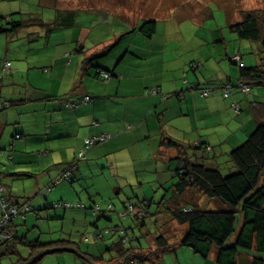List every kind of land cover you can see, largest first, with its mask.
<instances>
[{
  "label": "crops",
  "instance_id": "0c3cea01",
  "mask_svg": "<svg viewBox=\"0 0 264 264\" xmlns=\"http://www.w3.org/2000/svg\"><path fill=\"white\" fill-rule=\"evenodd\" d=\"M224 7L221 4L216 13H225ZM263 7L262 3L248 9ZM105 8L85 7L81 0H0V29L4 30L0 32V101L10 103L0 111V184L9 201L33 208L34 220H42L43 215L61 221L67 217L90 232L115 226V212L125 203L142 202L148 213L150 203L159 199L164 206L162 229L146 238L145 246L134 238L135 245L131 243L129 248L138 254L156 252L160 248L156 240L164 236L168 249L149 262L162 264L163 255L170 251L173 264H179L177 257L187 256L183 248L189 250L179 245L186 226L172 220V212L224 207L195 189L176 194V173L186 163L220 173L234 170L228 154L264 121V82L251 81L249 95L234 89L227 99L222 97L221 87L225 83L234 86L239 79L230 62L235 54L240 55L243 67H260L264 72V45L240 40L228 31L230 25L240 22L243 12L251 11L247 9L240 8L234 16L226 14L215 28L205 24L215 16L208 6L197 5L196 11L186 12L159 0L151 6L153 15L145 17L139 11L135 18L128 11L118 16ZM13 22L19 25L11 27ZM145 22L155 23L150 37L139 31ZM188 26L192 33L186 32ZM5 62H10L11 75L3 73ZM101 72L110 74L107 81L102 80ZM195 84L199 89H211V94L203 98L197 90H188ZM84 97L89 99L86 104L72 106L64 101ZM99 134L110 138L86 150L84 159L78 160L84 141ZM73 162L71 182H60L45 197L40 196ZM57 201L83 207L70 209L78 211L74 218L66 210L39 213ZM109 203L113 211L102 220L115 225L98 228L94 222L88 227L87 213L95 218L90 208ZM28 214L14 220L17 236L39 244L54 241L27 239L24 224ZM170 231L178 235L175 240L170 241ZM104 236L109 241L104 245L108 254L100 252L95 242L90 244L98 252L85 253L100 256L103 264H117L113 246L118 238ZM20 246L15 250L24 258L27 254H21ZM3 249L0 264L16 260ZM215 255L211 248L206 259L198 258L203 264H215ZM193 258L187 263L202 264ZM251 258L243 253L238 261Z\"/></svg>",
  "mask_w": 264,
  "mask_h": 264
},
{
  "label": "trees",
  "instance_id": "16d2710c",
  "mask_svg": "<svg viewBox=\"0 0 264 264\" xmlns=\"http://www.w3.org/2000/svg\"><path fill=\"white\" fill-rule=\"evenodd\" d=\"M262 3L264 4V0ZM10 25L16 28L19 24L13 22ZM154 26V22H145L140 26L139 31L143 36L150 37L154 33ZM2 31L4 30L0 29V32ZM228 31L236 35L240 40L264 45V7L243 12L240 22L230 25ZM234 56L239 58L238 61L233 62L230 60V62L237 68L239 79L234 86L230 83L222 85V97L225 99L231 97L234 89L244 96L249 95L252 91L251 81L260 83L262 80L261 83L264 82V72L261 71L260 67L245 68L242 65L240 55L235 54ZM227 86L229 87L228 89ZM262 86L264 87V83ZM245 87L248 88V91L243 90ZM188 90H197L200 97L203 98L211 94V89H207L209 93L203 96L204 89H199L196 84L189 86ZM8 104L10 105V103ZM233 107L235 113H238L236 106L233 105ZM228 157L233 164L234 170L225 175L216 169H207L198 164L186 163L182 168L178 169L176 173L177 182L174 185L176 194L182 195L188 189H195L204 197L220 202L224 207L216 211L194 208L173 211L172 220L180 226H186V231L180 239L179 245L188 248L201 259H206L211 248H214L216 250L215 264H264V184L262 183L264 175V121L259 122L248 137L238 147L231 150ZM71 164L69 163L59 176ZM54 181L55 179L39 195L47 193L52 187L63 182L60 181L54 185ZM70 182L69 178L67 183ZM0 186L3 190V186L1 184ZM2 194L3 198L16 212L4 227L10 233V237L8 239L0 238V249L4 248L3 253L7 254V256L16 257V260L10 264H38L46 255L60 252L74 253L88 264H103L104 261L100 256L83 253L78 245L69 241L57 240L39 244L37 241L29 242L24 237H18L14 232V220L18 217L24 219L25 214L34 210L26 203L21 206L15 205L5 197L4 190ZM67 203L77 204L76 202L57 201L47 204V208L52 210L82 209L57 207ZM108 205H110L109 209L107 208ZM127 205H131L134 208H137V206L142 208L144 213L140 219L130 216L136 221H143L147 216L146 205L142 202L135 204L125 203L120 211L115 212L117 219L122 220L129 217V215L124 218L119 217V213H123ZM95 206H99L100 213H93ZM111 211H113V206L110 203L104 207L94 204L90 208L91 214L95 217L98 216V219H104V215ZM108 230H112V232H108ZM94 233L100 235L99 240L91 237ZM104 234L116 235L118 238L113 246L118 253L117 264L119 262L127 264L132 261L143 264L146 261H155L158 259L157 254L159 251L163 253L168 249L164 236H159L156 243L160 248H157L156 252L138 254L129 248L130 242L134 241V239H130L126 231L118 226L101 230L95 229L86 233L81 237V243L89 244L90 241H102ZM87 236L88 240L85 241L84 238ZM123 239H126L127 242L124 243ZM19 244L28 250L27 256L24 258L15 250V246ZM243 253L252 257L250 261H238L240 254ZM1 256L5 255L2 254Z\"/></svg>",
  "mask_w": 264,
  "mask_h": 264
},
{
  "label": "rangeland",
  "instance_id": "374dc122",
  "mask_svg": "<svg viewBox=\"0 0 264 264\" xmlns=\"http://www.w3.org/2000/svg\"><path fill=\"white\" fill-rule=\"evenodd\" d=\"M82 1V5L85 7H106L105 9L109 10L110 12H112L113 14H118V16L122 15L121 13L125 14L127 11L130 13L131 18H135L138 15V12H144V16H150L153 15L154 10H151V6L154 3H157L159 0H81ZM92 1V2H91ZM221 0H167V3L170 4H176V6L178 7H183L186 12L189 10L191 11H196L194 10V8L198 6H208L209 10L212 12L214 16V18H210L207 19L205 21V24L210 25L212 24V26H214L216 28V26H219L223 21H225V18L227 17L226 14L231 15L230 16H234L236 15V12L242 8V9H247V10H251L248 8H255V6L261 5L262 1L261 0H223L225 7H224V12L221 13H216L217 9H220L219 6H224L223 2H220ZM188 3L189 5L186 6H181ZM121 6H123L124 8L120 9ZM145 7V9H144ZM189 8V9H186ZM193 8V9H192ZM126 10V11H125ZM218 15V16H217ZM203 17V16H202ZM192 27L188 26V31L187 27L185 29L186 32L188 33H192L193 30H191ZM202 30H199V32H201ZM201 33H205V31L201 32ZM193 67V65H192ZM196 67V66H195ZM223 175L227 174L224 173V171L222 172ZM20 184V183H19ZM54 190H57V188H55ZM151 193H154V190H150ZM169 198V197H167ZM156 202V203H155ZM106 202H101L100 204H105ZM160 205V207H159ZM149 211L147 213V216L143 219L144 221V225L140 226V222L136 221L135 219H133L132 217H128L126 219H122L119 220L115 217V221L117 222L116 225L113 223H105L102 219H99L97 221L96 218H98V216H96L95 218H92L88 213V220L90 219V222L88 221L89 226L88 227H92V224L95 222L98 226V228H103L106 225H115L118 227H122V230L124 229V231H126L127 236L131 239L137 238V240L142 241V243L145 244L146 242V238L148 239L149 237L153 236L152 234L156 233L157 231H159L160 229H162V221H163V215H164V206L161 205V201L158 199L155 200L154 202L150 203L149 206ZM54 210L49 209L46 211H41L39 213H45V212H49V213H53ZM60 212H62V210H59ZM81 211V210H80ZM34 213V212H32ZM30 213L28 214L30 216V218L28 217L27 222L24 224L26 227V232H27V239L28 240H41V241H49V240H65V241H69L71 243H74L76 245L79 246V249L81 252L85 253V252H89V253H97L98 251L95 250L94 245L95 244H90L92 241H90L89 245H84L83 243H81V237L83 235H85L86 233H89L90 231H82V227L76 223H74V221H72V219L67 218L63 221L59 220V219H55L52 215L50 217H44L41 216L42 220H34L35 217L33 216V214ZM78 211L76 210H66V215L67 216H72L74 218V216L78 215L77 214ZM114 221V216L112 217ZM78 219V218H77ZM74 220V219H73ZM106 224V225H105ZM112 227V226H109ZM177 227V226H176ZM89 228V229H90ZM23 226H22V230H23ZM47 229L49 230V232L47 231ZM172 231L169 232L170 234V241L175 240L178 235H176V233H174ZM116 236V235H115ZM51 238V239H50ZM105 239H103L102 243L99 242H95L97 245H99L100 247V252H102L104 255L108 254L104 251V245L105 247L108 246V242L106 241L107 237L104 236ZM116 238H113V240H115ZM134 242V241H133ZM133 242L131 241L130 244L131 245H135V242L133 244ZM94 243V242H93ZM59 248V247H58ZM21 254L26 255L27 254V248L20 246L19 248ZM172 251V250H171ZM183 251H185V253H187L185 257H181L180 255L177 257L179 259V264H188L187 260L191 257H194L193 259H196V261H198V263H202L203 264V260L199 259L198 257L193 256L189 250H186L183 248ZM92 253V254H93ZM173 260L174 259V255L172 252H167L163 255L162 258V264H173ZM6 261V260H5ZM5 261L3 262V264L5 263ZM38 264H83L82 260L80 258H78L74 253L71 252H60V253H55V254H50V255H46L45 257H43V259L38 263ZM145 264H152V262H145Z\"/></svg>",
  "mask_w": 264,
  "mask_h": 264
},
{
  "label": "built area",
  "instance_id": "2783aa9c",
  "mask_svg": "<svg viewBox=\"0 0 264 264\" xmlns=\"http://www.w3.org/2000/svg\"><path fill=\"white\" fill-rule=\"evenodd\" d=\"M238 57L237 56H233L231 57V61L233 62H237L238 61ZM3 73L5 74H9L11 75L12 73V69H11V66H10V63L9 62H5L4 65H3ZM101 75V78L103 81H107L110 77V74L109 73H104V72H101L100 73ZM229 87L227 86V89ZM244 91H248V88L245 87L243 88ZM154 92V91H153ZM209 93V91L206 89H204V92L202 93L203 96L207 95ZM65 102H70L72 106H76V104H86L87 102H89V99L87 97H84L83 99H81L80 101L78 100H69V99H66L64 100ZM68 105V104H67ZM9 107V104L7 102H4V101H0V111L3 110V109H6ZM96 125V124H94ZM16 138H19V136H17ZM109 136L108 135H105V134H99L95 137H92V138H89V139H86L84 141V145H83V149L78 153L77 155V159L78 160H82L84 159V152L85 150H89L91 149L92 147H94L95 145L97 144H100V143H103L107 140H109ZM76 167V162H73L69 167L68 169H66L55 181H54V185H56L58 182L60 181H69V175L70 173L75 169ZM3 190L0 186V238L2 239H8L10 237V233L4 229L5 225L7 222L10 221L11 219V216L15 215L16 212L15 210L13 209V207L3 198ZM44 195H46V192L44 193ZM57 207H65V208H70V207H76V208H82L83 206L79 203L77 204H61V205H58ZM107 208L109 209L110 208V205L107 206ZM93 213H100V208L99 206H95L93 208ZM143 211H142V208L137 206V208H134L132 207L131 205H127L126 207V210L123 212V213H119V217L120 218H124L126 215H129V216H134V217H137V218H141L143 216ZM108 232H112V230H108ZM92 238H95L97 240L100 239V235L97 233H94L93 235H91ZM85 241L88 240V236L84 238ZM124 243L127 242L126 239H123L122 240ZM127 264H138L134 261L130 262V263H127Z\"/></svg>",
  "mask_w": 264,
  "mask_h": 264
}]
</instances>
